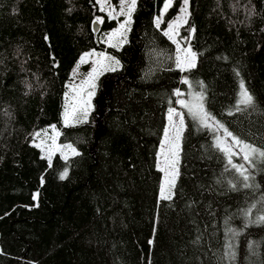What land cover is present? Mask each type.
<instances>
[{
    "label": "trees",
    "instance_id": "obj_1",
    "mask_svg": "<svg viewBox=\"0 0 264 264\" xmlns=\"http://www.w3.org/2000/svg\"><path fill=\"white\" fill-rule=\"evenodd\" d=\"M165 1L137 0L117 48L104 37L118 21L98 0H0V264H264V158L244 188L176 94L202 92L209 115L264 151V0H189L180 41L196 63L184 71L164 33L181 0L158 26ZM89 51L120 66L95 83L88 120L65 125L68 84ZM241 82L251 106L237 105ZM176 108L178 177L160 198ZM51 126L60 131L52 158L34 144Z\"/></svg>",
    "mask_w": 264,
    "mask_h": 264
},
{
    "label": "rangeland",
    "instance_id": "obj_2",
    "mask_svg": "<svg viewBox=\"0 0 264 264\" xmlns=\"http://www.w3.org/2000/svg\"><path fill=\"white\" fill-rule=\"evenodd\" d=\"M98 1L100 3L101 8L104 9L109 14L110 18L118 21L117 28L111 31L109 34L105 35L104 41L106 42L107 46L119 48L127 40L128 32L132 22L131 13L134 10L135 5L131 9V12L129 14V6L131 4V0H124V3L121 4L120 2L119 5L113 3L112 0H98ZM136 1L137 0H135V4ZM174 1L175 0L165 1L162 11L160 12V14L158 15L155 21L156 25L158 26L162 25L164 21V17ZM121 7H123L124 9L123 15L120 14ZM182 9H184L185 11H182ZM188 18H189V0H187V3H185V0H181V4L178 12L173 18H171L166 23V29L164 33L168 32L169 35L166 36L176 45L177 56L180 54V52L178 51V45L180 50L190 49L180 41L181 29L187 23ZM157 21H159V23H157ZM121 24H124L125 27L121 28L120 27ZM113 33H115V35H113ZM170 36L172 38H170ZM86 54H90V55H86ZM82 59L84 62H81ZM115 61L118 60L112 56H109L107 53L98 52V51H89L81 56V58L79 59L73 70L72 79L68 84V89L66 92L63 119L65 118L66 110L70 113V116H69V123L65 124L64 122L65 125L78 124L88 120L92 108V99L95 94V90L93 89L92 85H95L98 78L103 73L119 68L120 63L116 64ZM195 63H196V56L194 60V65ZM178 68H180L181 71H184L190 67L185 65L184 68L181 67ZM89 91L93 93L90 97L87 95ZM180 101H183L185 105H188V107L182 105ZM179 105L188 111H189V107H191L192 114L197 112L199 106L202 105L203 110L208 114V117L206 120L202 122L200 115L197 114L195 116L198 119V121L202 125L207 126L211 131L215 133V141L217 144L220 145L221 148L231 147V152L233 153L232 161L234 162V164H244V166L248 169V175L249 176L251 175L252 168L259 160V157L253 155L251 157L252 159L251 165H249L246 161L243 160L244 153L241 151L243 145L242 144L237 145L235 143V140L233 139V137L236 136H234L233 133L226 128V126L219 123L214 117L209 115L205 105L204 94L202 92L191 89L188 95L184 96L183 92L179 91ZM73 107L77 109V111L74 114L72 112ZM81 109L87 110L86 119L84 118L83 111ZM174 110L175 113L182 114L183 123L181 124V117L179 115H176L175 113L172 116L171 122L169 121L168 118V126L166 130L167 142L165 137L161 146V152L159 154V165L161 168L165 169L164 171H162L163 184L161 188L160 198H167L172 196L174 184L178 177V168H179L180 151H181V136L185 129V120L182 109L176 108ZM178 129L179 132L177 131ZM229 132L232 133V136L228 135ZM177 135L179 136V139L175 140V144L178 145V147L175 149L176 152L175 165L174 167H170L165 163V156L172 158L169 149L172 147L174 138H176ZM59 138H60V131L56 127L53 128V126H51L48 129L37 134L36 141L34 142V144L42 151V154H45L47 157L51 156L52 158L57 151ZM251 146L262 150L261 148L256 147L254 145ZM166 173H167V178H166Z\"/></svg>",
    "mask_w": 264,
    "mask_h": 264
},
{
    "label": "snow or ice",
    "instance_id": "obj_3",
    "mask_svg": "<svg viewBox=\"0 0 264 264\" xmlns=\"http://www.w3.org/2000/svg\"><path fill=\"white\" fill-rule=\"evenodd\" d=\"M124 3V0H121V4ZM185 3H187V0H185ZM135 5V0H131V4L129 6V14L131 12V9L134 7ZM182 11H185L184 9H182ZM120 14L123 15L124 14V9L123 7H121V10H120ZM157 23H159V21H157ZM121 28H124L125 25L124 24H121L120 25ZM113 35H115V33H113ZM165 35H169L168 32L165 33ZM170 38H172L170 36ZM115 46V45H114ZM178 51L180 52V54L176 57V63H177V66L178 67H181V68H184L185 65L191 67V66H194V60H195V53L191 52V49H183V50H180L179 49V45H178ZM86 55H90V54H86ZM81 62H84L83 59ZM116 64L119 63V61H115ZM184 83H188L187 80H184L183 81ZM92 87H94V85H92ZM241 91L239 93V99L237 101V105H244V106H251L252 103H253V98L252 96L247 92L246 89H244L243 87V82H241ZM93 93L91 91H89L87 93V95L90 97ZM177 95H179V91L177 90ZM202 99V97H201ZM180 103L182 105H184L185 107H188V105H185L183 101H180ZM83 111V116L84 118L86 119L87 117V110L86 109H81ZM237 110H240L239 107L237 108ZM77 111V109L75 107H73V114ZM189 111L192 112V108L189 107ZM175 113V110L174 109H170L169 111V121L171 122L172 121V116L173 114ZM176 115H179L181 117V124L183 123V118H182V114L180 113H175ZM194 115H200L201 117V121L203 122L204 120L207 119L208 117V114L206 112H204L203 110V107L202 105L199 106L197 112L193 113ZM69 116H70V113L66 110L65 111V118H64V122L65 124H68L69 123ZM55 126H53L54 128ZM179 132V129L177 130ZM229 136H232V133H228ZM165 137H166V142H167V133H165ZM179 139V136L177 135L176 138H174V142H173V145L172 147L169 149L170 153H171V156L172 158H169L168 156H165V163L166 165L170 166V167H174L175 165V156H176V152H175V149L178 147L177 144H175V140H178ZM233 139L235 140V143L237 145H243L241 151L244 153L243 154V160L246 161L249 165L252 164V159L251 157L253 155H256L257 157L259 158H264V151L260 150V149H257L247 143H244L242 142L241 140H239V138L237 137H233ZM218 147H220V145L218 144L217 145ZM222 151H224L227 156H228V164L231 165V167L233 169H235V171L239 174V177L241 178L242 180V186L244 188H250L251 185L246 183L249 179V175H248V169L244 166V164H234L233 161H232V155L233 153L231 152V147H227V148H221ZM75 151V150H73ZM78 154V153H77ZM165 169L164 168H161V171H164ZM67 173L65 172L61 178H64V176H66ZM166 178H167V173H166ZM173 182H174V179H173ZM233 188L236 187L235 184L232 185ZM256 205L253 204L251 205L249 208H246L243 210V215L246 216V217H250L252 215V209L255 208ZM257 220L259 221H264V216H258L257 217ZM229 247H231V245H229Z\"/></svg>",
    "mask_w": 264,
    "mask_h": 264
},
{
    "label": "water",
    "instance_id": "obj_4",
    "mask_svg": "<svg viewBox=\"0 0 264 264\" xmlns=\"http://www.w3.org/2000/svg\"><path fill=\"white\" fill-rule=\"evenodd\" d=\"M99 28H100L99 22H95V23L93 24V29H94V31H95L96 33L99 31Z\"/></svg>",
    "mask_w": 264,
    "mask_h": 264
}]
</instances>
